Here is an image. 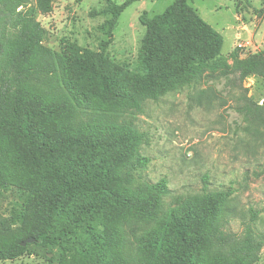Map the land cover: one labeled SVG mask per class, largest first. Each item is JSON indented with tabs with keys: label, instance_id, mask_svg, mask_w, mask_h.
Returning <instances> with one entry per match:
<instances>
[{
	"label": "trees",
	"instance_id": "16d2710c",
	"mask_svg": "<svg viewBox=\"0 0 264 264\" xmlns=\"http://www.w3.org/2000/svg\"><path fill=\"white\" fill-rule=\"evenodd\" d=\"M134 1L110 7L108 34ZM52 3L0 0V186L27 190L20 225L0 214V260L19 258L31 244H59L70 264H250L262 244L253 237L255 214L240 238L227 232V218L236 214L230 189L176 197L177 207L160 220L162 198L171 192L167 179L129 187L133 170L149 158L137 151L144 133L121 118L142 111L146 99L205 77L228 79L236 71L242 81L264 77V48L232 67L221 54V34L190 0H175L140 16L146 29L140 79L126 80L124 68L105 55V43L100 51L64 38L60 50L43 43L46 29L36 11L49 13ZM129 158L133 163L122 171ZM131 219L157 226L135 237L128 259L119 226ZM82 227L91 243L76 254L61 239ZM28 238L34 241L23 245ZM47 264H56L53 257Z\"/></svg>",
	"mask_w": 264,
	"mask_h": 264
},
{
	"label": "rangeland",
	"instance_id": "374dc122",
	"mask_svg": "<svg viewBox=\"0 0 264 264\" xmlns=\"http://www.w3.org/2000/svg\"><path fill=\"white\" fill-rule=\"evenodd\" d=\"M124 1L53 0L51 12L36 11L46 29L43 43L60 50L64 38L94 51H100L105 43V55L124 68L126 80H139V51L146 32L140 16L160 13L175 0L132 2L108 34L109 9ZM190 4L221 34V54L232 67L236 59L264 48V0H190ZM121 120L144 133L137 151L149 158L146 166L133 170L129 187L162 177L168 181L171 192L162 198L159 219L164 220L168 211L177 207L176 197L197 199L205 189H230L228 204L236 214L227 218L224 229L240 238L254 213V241L262 244L250 264H264V77L251 75L242 81L238 71L228 79L205 77L199 83L165 92L156 101L146 99L142 111L128 112ZM133 161L127 159L122 171ZM26 194L27 190L16 186H0V214L13 226L22 223ZM156 226L135 219L120 225L126 237L124 257L132 259L135 237ZM61 241L78 254L90 245L91 238L82 227ZM48 257L56 264H70L59 244H31L24 255L0 260V264H47Z\"/></svg>",
	"mask_w": 264,
	"mask_h": 264
},
{
	"label": "water",
	"instance_id": "95a60500",
	"mask_svg": "<svg viewBox=\"0 0 264 264\" xmlns=\"http://www.w3.org/2000/svg\"><path fill=\"white\" fill-rule=\"evenodd\" d=\"M33 241H34V238H28V239L24 240V241L22 242V244L25 245V244H27V243H32Z\"/></svg>",
	"mask_w": 264,
	"mask_h": 264
}]
</instances>
